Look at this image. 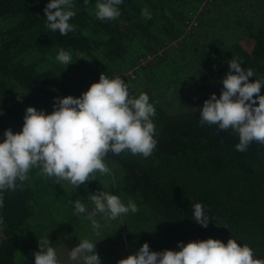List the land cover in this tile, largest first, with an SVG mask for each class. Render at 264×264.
<instances>
[{
    "label": "trees",
    "instance_id": "1",
    "mask_svg": "<svg viewBox=\"0 0 264 264\" xmlns=\"http://www.w3.org/2000/svg\"><path fill=\"white\" fill-rule=\"evenodd\" d=\"M229 1L124 0L117 19L102 21L94 14L95 0L88 5L74 0L76 15L69 22L75 31L60 36L45 27L47 0H0V25L21 19L0 32V140L5 129L21 130L27 107L50 114L54 97H79L102 73L121 77L135 95L148 94L157 140L148 158L108 152L103 162L109 173L97 172L76 189L34 168L22 188L4 190L0 264H34L33 253L45 239L60 264H74L69 250L84 238L96 243L101 264H117L123 259L120 250L128 256L145 242L152 251H178V242L208 238L225 244L235 239L251 247L255 259L264 258V144L254 141L246 151H236L239 139L231 129L199 121L203 102L212 93L219 98L232 57L253 70L249 82L264 78V0H233L228 6ZM221 6L229 9L228 21L216 22L211 14ZM144 8L151 19L141 16ZM193 20L197 24L190 28ZM244 37L254 42L251 52L240 45ZM174 42L177 47L170 46ZM164 47L166 56L153 63L150 57ZM60 48L72 53V64L55 60ZM163 65L178 67L168 86L161 78ZM162 96L171 102L165 104ZM101 190L125 204L131 199L138 209L109 221L112 242L99 239L88 220L72 214L70 201L80 198L91 208L88 194ZM195 202L210 218L207 227L192 220ZM18 252L25 258L20 262Z\"/></svg>",
    "mask_w": 264,
    "mask_h": 264
},
{
    "label": "clouds",
    "instance_id": "2",
    "mask_svg": "<svg viewBox=\"0 0 264 264\" xmlns=\"http://www.w3.org/2000/svg\"><path fill=\"white\" fill-rule=\"evenodd\" d=\"M82 3L88 5L89 0ZM123 3L124 0H95V17L102 21L115 20L121 15L119 5ZM73 5L74 0H47L43 9L45 27L60 36L74 32L76 26L69 22L76 15ZM141 16L151 19L147 8L141 10ZM55 60L68 66L73 56L60 48ZM227 63L229 70L220 81L219 98L212 93L203 102L199 121L201 125H216L217 130L231 129L239 139L235 150L243 152L254 141L264 144V95L260 94L264 78L249 82L255 76L252 69L241 67L243 62L235 57ZM52 107L50 114L27 107L21 130L16 133L10 128L4 130L0 140V208L4 205L3 191L22 188L31 169H39L43 177L67 181L76 189L93 180L91 177L97 172L109 173L103 162L108 152L119 155L126 151L148 158L156 148L153 103L146 93L130 92L129 85L119 76L108 78L102 73L99 81L79 97H54ZM87 200L91 208L80 198L70 201L72 214L83 216L94 231L100 227L98 215L110 221L138 210L131 199L125 204L118 195L106 190L89 193ZM191 209L192 220L207 227L210 218L204 206L195 202ZM95 245L87 238L80 239L69 250L68 259L74 264H101ZM38 247L40 250L33 253L34 264H60L49 239L38 242ZM177 248L178 251H152L145 242L117 264H264V258H254L251 247L232 238L226 244L213 238L186 244L181 241Z\"/></svg>",
    "mask_w": 264,
    "mask_h": 264
},
{
    "label": "rangeland",
    "instance_id": "3",
    "mask_svg": "<svg viewBox=\"0 0 264 264\" xmlns=\"http://www.w3.org/2000/svg\"><path fill=\"white\" fill-rule=\"evenodd\" d=\"M211 0H208V2H210ZM231 4H233V0H230L229 2H228V6H230ZM246 5H248L247 4V1H243L242 2V8H243V10H245V8H246ZM229 12V9L226 7V6H221L220 8H218L217 10H215V11H212V14H211V16L213 17V18H215V20H216V22H217V20H220V19H224L225 21H228V13ZM249 12H251V10H248V14H249ZM263 13V12H262ZM21 19L20 18H9V19H5V20H3L2 21V23H1V25H0V32H2V31H5V30H7V29H9V28H11V27H13V26H15L19 21H20ZM180 41H182L181 39H180ZM180 41H178V42H180ZM178 42H174V43H172L170 46H172V47H177V45H178ZM183 42V41H182ZM240 45L242 46V47H244L248 52H251L252 50H253V47H254V42L252 41V40H250L249 38H247V37H244L241 41H240ZM166 48H168L167 46H166ZM166 48L164 47V49H162L161 51H159V52H156V53H153V57H152V59H151V61L153 62V63H155L156 61V59H157V57H160V58H163V57H165L166 56ZM171 60V59H170ZM176 62H179L178 60L176 61ZM146 63H143V65H145ZM181 64V63H180ZM177 66H178V63L176 64ZM175 65V68L174 69H171L170 67H168V66H166V65H163L162 67H164L165 69V71L167 72H165V71H163V74H162V77L161 78H163L162 79V81H164L165 80V82H163V84H167V86H168V83H169V81H170V77H171V74L172 73H174V72H176L177 70H178V67ZM167 74H168V76H167ZM174 78H176L177 79V76H176V74H173L172 75ZM179 79V78H178ZM171 82V81H170ZM162 88H163V86H162ZM165 88H166V86H165ZM165 88H163V89H165ZM164 92H166V90L164 91ZM172 99V98H171ZM161 100L165 103V104H169L170 102H171V100H170V97L169 96H162L161 97ZM52 208H55V206H52ZM98 221V223L100 224V227H99V229H97V230H95L94 231V235H97L98 237H99V239H103L105 242L106 241H109V242H112L113 241V239H114V237H115V232H114V227L111 225V222H109V221H107L106 222V220L104 219V218H102V220H97ZM103 225H104V232H106V234L104 235V232H103ZM99 233L101 234V236L99 235ZM120 252H121V256L123 257V258H126L127 257V254H126V252L125 251H123V250H120ZM25 258L23 257V253L22 252H18L17 253V255H16V259H15V261L16 262H20V261H22V260H24Z\"/></svg>",
    "mask_w": 264,
    "mask_h": 264
},
{
    "label": "built area",
    "instance_id": "4",
    "mask_svg": "<svg viewBox=\"0 0 264 264\" xmlns=\"http://www.w3.org/2000/svg\"><path fill=\"white\" fill-rule=\"evenodd\" d=\"M190 24V28L192 26H195L197 24L196 20H193L192 22L189 23ZM153 56L150 57V59H152Z\"/></svg>",
    "mask_w": 264,
    "mask_h": 264
}]
</instances>
